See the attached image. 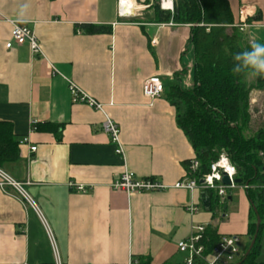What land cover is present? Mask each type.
<instances>
[{
    "label": "crops",
    "instance_id": "obj_1",
    "mask_svg": "<svg viewBox=\"0 0 264 264\" xmlns=\"http://www.w3.org/2000/svg\"><path fill=\"white\" fill-rule=\"evenodd\" d=\"M227 1L233 24H246L239 29L242 44H264V0ZM118 10L117 0H0V121L11 124L18 142L27 139L18 159L1 169L32 201L13 186H0V264L184 262L187 254L177 243L201 224L237 236L240 251L245 244L244 189L232 190L215 214L202 205L205 191L173 187L194 157L166 98L170 85L193 84L190 25L134 21ZM7 19L34 32L42 55H32L27 43L5 47ZM80 24L108 26L109 32L88 34ZM152 75L164 85L153 100L142 94L143 80ZM68 81L103 104L118 125L123 155L101 128L103 114L71 101ZM125 170L168 188L112 189ZM189 204L197 212L189 213ZM261 247L257 261L264 263V235Z\"/></svg>",
    "mask_w": 264,
    "mask_h": 264
},
{
    "label": "trees",
    "instance_id": "obj_2",
    "mask_svg": "<svg viewBox=\"0 0 264 264\" xmlns=\"http://www.w3.org/2000/svg\"><path fill=\"white\" fill-rule=\"evenodd\" d=\"M150 18L156 23L172 21L190 25L188 44L192 46L195 59L193 84L190 88L170 85L166 98L174 106L176 122L198 161V169L192 176L198 180L224 153L236 169L238 185L247 186L244 189L249 202L247 240L233 264L242 258L254 234L256 216L253 207L260 217V224L253 246L239 264H264L257 261L264 235V128L246 135L250 121V93L264 89V74L256 76L242 59H234L237 53L250 51L251 46L242 44V33L233 24L227 0H172V10L155 6ZM78 27L88 34L109 32V27L103 25L80 24ZM249 74H254V81L247 80ZM54 131L57 132V128ZM18 157L19 142L11 124L0 121V168ZM188 162L184 163L185 169ZM226 201L220 203L212 192L208 211L224 210ZM220 238L214 227L206 226L200 239L204 246L203 256L210 255ZM137 264L154 263L150 258H139ZM191 264H204V260L196 257Z\"/></svg>",
    "mask_w": 264,
    "mask_h": 264
},
{
    "label": "built area",
    "instance_id": "obj_3",
    "mask_svg": "<svg viewBox=\"0 0 264 264\" xmlns=\"http://www.w3.org/2000/svg\"><path fill=\"white\" fill-rule=\"evenodd\" d=\"M122 0H117V6L119 7V14L121 16L130 15L128 12H122L120 10ZM11 25L10 30V39L5 43L6 48H10L12 42H15L18 45L27 43L30 53L32 55H42L38 40L34 32L22 22L16 20L7 19L6 20ZM246 24H239V29L242 30ZM53 72L57 70L52 67ZM68 88L72 102H82L87 104L89 107L100 111L103 114V120L101 122V128L105 132L110 141L114 144V152L118 155H123V148L119 138V128L118 125L105 113L103 104L97 102L94 98L88 96L82 92L75 84L68 81ZM164 91L163 82L158 75H152L145 78L142 82V94L148 99H155L159 97ZM27 139L23 137L19 140V144L25 143ZM30 151H35V146L29 147ZM225 156L227 160V166L234 167L233 164L228 160L227 156L224 153H221L216 161H213L210 164V169L207 173L203 174L198 180L192 176L198 169V161L195 157H192L188 162V168L184 177L173 184L174 188H183L188 191H192L195 188H199L203 191L213 192L218 198L220 203L226 201L229 193L237 187L245 189L247 186H239L234 182L236 169L234 174L231 176L226 171V166L222 163L221 157ZM223 175H226L229 179L228 184L221 182ZM217 176L219 177L217 179ZM209 180L211 182H209ZM10 185L13 186L29 203L32 204L31 199L24 192L20 184L14 181L10 176H8L0 168V186ZM80 191H85L83 186H76ZM111 188L114 190H122L127 194L133 192H144L152 190H164L168 188L167 185L152 180L149 178H138L133 172L123 171L119 178L116 179L112 184ZM189 213H195L198 210V207L194 204H189L187 208ZM41 218V216H40ZM206 228L205 224L195 226L193 232L187 237L177 243V248L180 252L187 254L185 259L186 264H191L193 259L196 257L202 258L204 264H233L240 254L239 249V238L235 235L221 236L219 242L212 249L209 256H203L204 246L201 244L200 239ZM55 264H59L58 258L55 260ZM128 264H137V260L129 259Z\"/></svg>",
    "mask_w": 264,
    "mask_h": 264
},
{
    "label": "rangeland",
    "instance_id": "obj_4",
    "mask_svg": "<svg viewBox=\"0 0 264 264\" xmlns=\"http://www.w3.org/2000/svg\"><path fill=\"white\" fill-rule=\"evenodd\" d=\"M136 3V7L128 15V17H132L134 21H152L150 15L154 10L155 6H158L160 9H169L172 10V7L164 8L162 0H134ZM247 80L249 82L254 81V74H249L247 76ZM250 104L249 105V113H250V121L248 123V129L246 131V135H251L254 131L259 128H264V89H256V91L250 93ZM238 189V188H237ZM238 205L235 206V210L238 209ZM200 212L204 213L205 216L210 220L211 214L204 212L203 208L200 207ZM212 213V212H211ZM214 213H219L218 211H214ZM246 236L240 235V241L246 242ZM262 247L260 248V252Z\"/></svg>",
    "mask_w": 264,
    "mask_h": 264
},
{
    "label": "clouds",
    "instance_id": "obj_5",
    "mask_svg": "<svg viewBox=\"0 0 264 264\" xmlns=\"http://www.w3.org/2000/svg\"><path fill=\"white\" fill-rule=\"evenodd\" d=\"M166 6L171 7V0H166ZM234 59H242L245 66L253 69L254 73L257 75L264 74V44L258 43L255 40L251 43V50L244 51L242 53H237ZM233 71H238L237 68H233ZM222 163L226 166V171L231 176L235 172V168L227 166L226 157L222 155ZM219 177L217 176V179ZM209 182H211L209 180Z\"/></svg>",
    "mask_w": 264,
    "mask_h": 264
},
{
    "label": "water",
    "instance_id": "obj_6",
    "mask_svg": "<svg viewBox=\"0 0 264 264\" xmlns=\"http://www.w3.org/2000/svg\"><path fill=\"white\" fill-rule=\"evenodd\" d=\"M221 182L224 183V184H228L229 183V179L227 178L226 175H223L222 178H221ZM234 182L235 183H240V181L238 179H234ZM210 196H211V192H205L202 194V198H201V201H202V205L204 208L208 209L209 210V199H210ZM253 211L255 213V216H256V220H255V231H254V234L249 242V245L247 247V249L245 250L244 254L242 255V258L236 262L235 264H239L240 262H242L245 257L248 255L251 247L253 246V243L255 241V238H256V235H257V231H258V228H259V224H260V217L257 213V210L255 207H253Z\"/></svg>",
    "mask_w": 264,
    "mask_h": 264
},
{
    "label": "bare ground",
    "instance_id": "obj_7",
    "mask_svg": "<svg viewBox=\"0 0 264 264\" xmlns=\"http://www.w3.org/2000/svg\"><path fill=\"white\" fill-rule=\"evenodd\" d=\"M162 3L164 5V8H169L166 6V0H162ZM136 3L134 2V0H122L121 2V8L120 10L122 12H128V13H132V11L134 10V8L136 7ZM171 7H172V0H171Z\"/></svg>",
    "mask_w": 264,
    "mask_h": 264
}]
</instances>
